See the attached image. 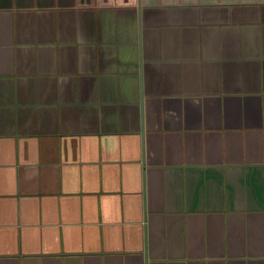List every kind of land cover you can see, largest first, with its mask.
<instances>
[{
	"label": "crops",
	"instance_id": "0c3cea01",
	"mask_svg": "<svg viewBox=\"0 0 264 264\" xmlns=\"http://www.w3.org/2000/svg\"><path fill=\"white\" fill-rule=\"evenodd\" d=\"M0 264H264V0H0Z\"/></svg>",
	"mask_w": 264,
	"mask_h": 264
}]
</instances>
